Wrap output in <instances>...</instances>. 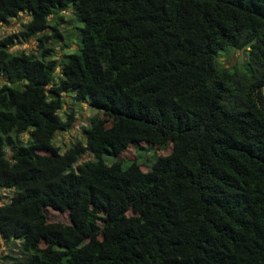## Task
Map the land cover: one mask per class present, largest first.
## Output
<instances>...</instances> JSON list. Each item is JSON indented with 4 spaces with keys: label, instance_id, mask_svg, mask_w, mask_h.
Listing matches in <instances>:
<instances>
[{
    "label": "trees",
    "instance_id": "1",
    "mask_svg": "<svg viewBox=\"0 0 264 264\" xmlns=\"http://www.w3.org/2000/svg\"><path fill=\"white\" fill-rule=\"evenodd\" d=\"M65 8L76 48L58 61L45 29ZM20 12L36 51L0 37V188L12 191L0 237L13 247L1 258L264 264V0H0V22ZM227 48L246 51L251 78L218 64ZM64 92L101 116L59 152ZM136 142L170 150L146 170L104 162ZM132 203L142 213L125 216Z\"/></svg>",
    "mask_w": 264,
    "mask_h": 264
},
{
    "label": "rangeland",
    "instance_id": "2",
    "mask_svg": "<svg viewBox=\"0 0 264 264\" xmlns=\"http://www.w3.org/2000/svg\"><path fill=\"white\" fill-rule=\"evenodd\" d=\"M29 18L26 12H20L17 16L8 19L6 22H0V37L8 35L10 33H15L16 38L14 44L10 47L11 51L24 50L28 52L36 51V41L35 36L24 37L19 35L21 30V23ZM74 23L71 14V8H65L58 10L57 12L51 14L48 20V27H46L45 32L51 35L47 40L46 45L51 49V57L60 61L63 54L72 51L76 48V31L72 28ZM57 30L58 34H54V28ZM228 51L220 50L216 55L218 64L223 67H229L230 70L237 69L247 72L248 77L251 78L252 71L254 67L247 62V56L245 50H236L227 48ZM59 66L55 69V74H58ZM4 80L0 75V81ZM62 107L59 110L60 115L63 113L72 112L73 119L71 125L63 130H57L53 133L50 142L58 147V151L62 152L75 140H80L84 142V134L82 131L83 127L89 125V120L91 117H100L101 113L97 108L90 106L85 100H75L73 98V93L68 92L62 93ZM238 103L236 100H231L227 102L228 108H233ZM239 106V104L237 105ZM237 106L235 108H237ZM235 110V109H232ZM170 150V142H165L158 145H149L146 142H136L134 144H129L123 149V151L117 153L116 155L103 156L105 163L114 162L119 167H124L130 160H135L142 170H146L151 165H153L159 156L167 154ZM92 158L87 152L80 155L78 160L73 164L75 166L77 163L83 160ZM12 191L6 188H0V204L6 202ZM143 211V207L138 204H129L125 212L127 215H140ZM47 219L50 221H62L69 222L68 214L66 211L58 212L51 209H46ZM100 223V221H98ZM16 243V242H14ZM9 250H13L12 244L3 241L0 237V264H8V262L3 260L1 256L8 254Z\"/></svg>",
    "mask_w": 264,
    "mask_h": 264
}]
</instances>
